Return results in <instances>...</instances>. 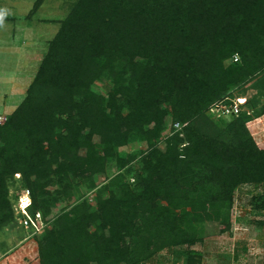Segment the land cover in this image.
<instances>
[{"label": "trees", "instance_id": "obj_1", "mask_svg": "<svg viewBox=\"0 0 264 264\" xmlns=\"http://www.w3.org/2000/svg\"><path fill=\"white\" fill-rule=\"evenodd\" d=\"M249 85L264 89V0L71 2L0 123V230L17 222L20 182L49 220L25 240L29 264H146L165 250L203 264L195 246L209 223L230 230L236 190L264 208V148L247 126L264 104L246 97L229 121L209 113Z\"/></svg>", "mask_w": 264, "mask_h": 264}, {"label": "rangeland", "instance_id": "obj_2", "mask_svg": "<svg viewBox=\"0 0 264 264\" xmlns=\"http://www.w3.org/2000/svg\"><path fill=\"white\" fill-rule=\"evenodd\" d=\"M73 1L75 0H44L35 10L36 0H0V114L9 116L24 100L28 86L48 50L49 42L57 33L60 21L68 14L69 5ZM247 89L244 96H255L257 109L261 108L264 104V89L259 90L252 85ZM209 113L216 120L229 121L232 118L229 115L219 117L210 109ZM247 126L258 146L264 148V113L252 118ZM168 134L169 130L164 132L165 136ZM143 148L144 143L139 146L131 144L122 151L133 152ZM160 148H165L164 141L160 143ZM112 174L113 169L109 174L97 177V182L107 181ZM20 187V182L16 183L11 192L14 194L21 191ZM81 188L82 194L92 202L93 193L84 186ZM252 192L250 186L236 190L230 230L222 233L218 224L206 225L203 242L195 246L204 253L203 264H264V208L255 206L262 205V200ZM65 204L60 202L59 207ZM26 233L17 222L0 230L2 262L4 256L9 255V264L30 263V253L33 255L37 245L24 240ZM237 248L239 256L235 257ZM146 264L184 263L174 251L165 250L158 254L155 263Z\"/></svg>", "mask_w": 264, "mask_h": 264}, {"label": "built area", "instance_id": "obj_3", "mask_svg": "<svg viewBox=\"0 0 264 264\" xmlns=\"http://www.w3.org/2000/svg\"><path fill=\"white\" fill-rule=\"evenodd\" d=\"M239 59L238 55L234 56V61ZM229 100L230 102H226ZM246 102L245 96L227 97L222 101L215 102L211 105L210 111L214 112L219 117L238 115L242 110V106ZM7 120L6 115L0 114V123ZM180 122H175L173 127L176 130L182 128ZM19 177V174H16ZM32 205L31 192L29 189H23L19 192L16 201L14 202L15 218L20 227L27 231L24 240L34 236L40 235L49 224V220L44 217L41 211L32 212L30 207ZM1 259V256H0Z\"/></svg>", "mask_w": 264, "mask_h": 264}]
</instances>
